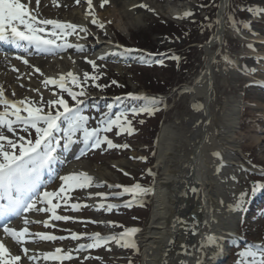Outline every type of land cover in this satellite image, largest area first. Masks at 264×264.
I'll use <instances>...</instances> for the list:
<instances>
[{
    "label": "rangeland",
    "instance_id": "obj_1",
    "mask_svg": "<svg viewBox=\"0 0 264 264\" xmlns=\"http://www.w3.org/2000/svg\"><path fill=\"white\" fill-rule=\"evenodd\" d=\"M201 1L203 6L200 5ZM219 1L108 0V3L102 8H98L101 7V0H92L91 9L86 7L87 4L83 0H79V2L77 0H57L56 3L52 4H49L48 0H40V5H35V9L42 13L41 17L44 18H57L63 21L66 19L64 16L71 14L72 19L70 20H73V25L81 24L73 14V10L75 8L83 10L86 7L87 16L93 20L94 14L97 22L103 24L104 27L100 28L98 24L92 22L83 23V27L87 29L84 39L79 42L84 48L83 52H67L71 54L67 56L72 60V63L70 65L63 64V67L59 61L61 60L60 58L64 59L66 56H63L67 53L44 58L46 63L39 68L34 65L33 72L31 73V71L27 70L29 76H25L27 77L26 81L28 80L31 83L23 82V84H19L20 91L17 94L19 97L23 99L25 97H35V102L32 105L43 107L45 112L48 111L47 101L56 99L58 96H62L68 104L75 103L67 92L62 91L57 85L51 86V84L45 85L43 83L47 75L51 78L50 74H57V78H59L60 75L66 76L68 72H72L78 77L80 87L75 86L70 78H66V87L71 88L74 92L85 91V96L78 97L88 106V109L85 110V104H82V114L89 117L88 127H95L99 126L101 120L109 119L110 109L108 106L110 101L101 99L104 98L102 94L99 95L101 97L99 99L91 98V92L98 95V91L106 89L109 85L119 86L124 85V83L129 86V92L138 93L142 89L149 91L150 87H147V79L150 80L152 78V80L160 82L158 85L163 86V92L168 95L166 98L167 109L164 106L159 111L160 113L157 114L159 117L157 115L152 116L153 120L151 121L153 123L150 124V127H148L147 123H144L146 120V115H144L133 118L134 122H131V124L135 127V131L132 135L127 133L117 135L118 129H115L116 127L111 132L101 133L102 136L107 135L114 144H128L129 148L108 149L107 145L103 144L100 149L92 150L78 160L74 158L68 159V162L65 161L63 166L68 168L70 164L83 161L87 163L90 169L95 171L103 168L108 170L105 176L106 179L102 178L99 180L95 174L92 186L78 188L70 193L66 191L60 193L59 200L63 202V206H66L62 208L64 211L62 210L57 215L68 217V222L70 223L63 224L56 221L55 223L62 224V227H73L82 232L89 230L99 233L100 236H108L109 234L110 237L113 235L118 237L120 233L116 231H124L123 229L126 228H137L139 231L130 239L136 242L138 252L131 248L120 247L114 240H111L92 251L76 253L77 258L74 261L63 264L144 263L145 251H143L140 240L147 233L150 215L156 205L154 186L157 181L165 178L162 167H158L155 163L159 132L164 123H169L173 124L177 130L186 129V131L184 130L185 137L187 135L193 138L196 136L203 137L202 124H206L205 117H207L203 110L205 109L204 104L200 99L190 100V90L186 89L184 84L189 83L194 75L204 68L205 61L209 58V53H207L204 44L208 42L216 29L218 18V13L216 12ZM126 2L133 3V6H135L133 9L140 8L139 5L141 4L149 5L152 8L151 11L143 9L138 13H135L134 10L133 17H131V14L128 13L129 10L120 6L121 3ZM241 4H249L255 9L252 11L254 15L256 14V17L247 9L240 8ZM204 5H207L208 8H205ZM210 6L215 8L211 9ZM242 10H244L243 14ZM261 10H264V0H229V5L225 12L223 46L219 49L217 46L214 47V52H212L214 59L211 62L212 81L209 86L208 98V109H210L211 117L207 121V126L214 123L215 127H218L220 131L222 124L226 123L227 119L224 112L227 111V107H232L234 108L235 118L240 119L239 128L236 127L234 129L233 127L232 129L237 136L242 134L248 137H264V100L260 97L264 94V86H262L264 85V60L260 59L261 57L264 58V50L258 49L263 47L264 44L257 43L259 35H264L262 34L264 33V11ZM188 11L192 13L191 16L181 19L175 18L183 16V13ZM139 15L140 18L135 20L134 17ZM230 16L234 20L237 17H243L245 20L244 24L235 23L236 30H234L229 22ZM96 31L99 32L98 36H96ZM111 40L119 41L126 46L135 45L146 48L149 51H155V56L158 55L156 56L157 58H161L162 54L165 56L168 52L177 51L176 55H179L180 60L179 62L161 66H151L152 57H144L142 54H137V52L130 53L129 58L116 59L108 55L107 57L93 59L92 56L106 47ZM68 43L73 44L74 42L70 41ZM249 44H255L257 50L250 49L248 47ZM218 52L219 54H217ZM224 54H227L234 63L226 64L222 59ZM250 57L255 58V60L252 61L249 59ZM88 61H94L97 67L93 69L92 64L88 63ZM172 65L174 69H172ZM244 68L251 70L262 68L263 70L258 72L256 78L251 79L247 76ZM36 69H39V71H36ZM85 72L90 77L96 76L98 78L95 82L88 79L85 83ZM22 73L25 74V71ZM251 80L255 84H260L262 88L247 86V83ZM112 81L117 83L113 84ZM101 85L104 87H99ZM9 93L7 91L6 95H9ZM53 93H56V95H53ZM114 103L117 109L127 106V103L122 101V98ZM114 103L112 104L113 106ZM193 105H202V107L194 108ZM54 111L55 109H53ZM155 117L157 118L155 119ZM159 118V125H156V120ZM153 126L157 128V137L154 144L151 142L153 136L151 128ZM18 133L25 135L22 129ZM263 145L259 148V145H254L250 139L241 141L238 144H232L229 150L221 149L219 153L226 158V163L222 164L218 169L213 168L214 171L212 170V177L217 184L215 193L218 195L222 212L226 215V211H230L234 218L233 222L236 227L230 232L231 237H235L234 235L239 233L240 236H245L248 240L244 244L240 241H236V244L233 245L230 242L226 243L222 249V261L220 264H238L242 259L238 253L247 244H250L249 241L260 242L261 244L264 242V200L258 204L253 203L254 207L246 213V216L240 214L243 204L238 208H229L230 205L237 203L241 193L247 192L249 195L254 182L261 181L256 180L257 178L252 176V174L254 172H264ZM132 157H145L146 159H132ZM116 162H121L122 166L113 167ZM146 170L148 173L149 170L151 171L152 179L144 177ZM123 172L128 174L131 172L136 179L143 182L146 181V187L151 189L150 192L136 197L138 201L140 200V203L135 207H131L132 209L126 206V202L132 200V194L124 193L123 187H110V185H120L122 182L133 185L135 179L124 177ZM251 179L254 181L250 182ZM49 188L54 189L55 187L53 188L52 185H49ZM104 200L111 202L110 204L116 205V207L108 211L107 205L109 204L104 203ZM73 204H82L80 212H75L74 210L72 212ZM100 204H104L105 208L98 209L97 206ZM93 208H96V210L94 209L93 212L89 210ZM68 210L69 212H67ZM109 222L113 223L109 224ZM84 239L89 242V235L85 236ZM62 244L68 250L74 247V244H69V239L62 242ZM233 247L236 248L237 252L234 250L228 257L230 249ZM132 254H138V258ZM234 256L239 259L235 261Z\"/></svg>",
    "mask_w": 264,
    "mask_h": 264
},
{
    "label": "bare ground",
    "instance_id": "obj_2",
    "mask_svg": "<svg viewBox=\"0 0 264 264\" xmlns=\"http://www.w3.org/2000/svg\"><path fill=\"white\" fill-rule=\"evenodd\" d=\"M48 1L49 4L53 3V0ZM83 2L87 4L86 7H89L88 0H83ZM219 2L216 12L218 13L217 21H219V23L216 21V29L208 42L204 44L207 53H209V58L205 61L204 68L194 75L189 83L184 84L185 88L190 90V100L195 101L200 99L204 104L205 109L203 110L207 117H205L206 124H202L203 129L201 131L203 137L200 138V136H196L193 138L189 135L185 137L184 133L186 129H182V131L181 129L177 130L173 124L169 123H164L159 132L155 163L158 167H162L165 178L161 181H157L154 186L156 205L150 215L147 233L142 237V240H140L143 251H145L143 264H198V261L200 264H220L222 261L223 246L232 240L230 232L233 231L236 226L233 222L234 218L232 213L226 211L227 213L224 215L225 213L222 212V206L219 203L218 195L215 193L217 184L212 177V170L214 171L213 168L218 169L222 164L226 163V158L219 153L221 149L229 150L232 144H238L241 141L250 139L254 145H259V148L264 144V137L262 136L248 137L242 134L237 136L234 133L232 129L233 127L234 129L236 127L239 128L240 120L235 118L234 108L232 107H227V111L224 112L227 119L226 123L222 124L220 131L218 127H215L214 123L207 126V121L209 117H211L210 109H208V98L209 86L212 81L211 62L214 59L212 52H214V47L217 46L219 49L223 46L221 42L223 41L225 32V12L229 5V0H220ZM120 6L126 7L131 17H133L134 10L135 13H138L145 9L142 7L133 9V7H135L133 3L127 2L121 3ZM86 7L83 10L79 8L73 10V14L81 24L77 25L79 27H77L75 32H72L71 29H67V32L71 34L66 35L64 38H68L69 41L74 42V44L72 47L58 48L59 53L83 52L84 48L82 47V50H77L76 45L81 46L79 42H81L85 36V32L80 31L81 27L84 28L83 23L92 22V18L88 17L86 14ZM98 8L97 10H99ZM151 8L152 7L148 5V9ZM64 17L66 18L64 20L70 23L73 22V20H70L72 19L71 14ZM138 18H140V15L134 17L135 20ZM98 35L99 32L96 31V36ZM214 37H219V39H215ZM261 40H263L262 43H264V38L260 39V41ZM112 41L113 40H111V43L106 47L101 49V51L94 54L92 56L93 59H97L101 55H112L117 59L118 57L120 59V57L127 56L126 51L120 48V45L117 46L113 44ZM251 45L252 49L257 50L255 44ZM258 49L264 50V46ZM4 55L0 53V90H3L4 96L8 100L20 101L27 98L26 103L32 105L35 102V97H25L23 99L17 95L18 91H20L19 84H23V82L31 83L28 82V80L26 81L27 77L25 76H29L27 70L32 73L34 65H36L35 67L38 66V68L44 66L46 60L44 58L37 59L36 62H34V60H26L27 63H24L25 59L23 57L19 59H10L9 57H4ZM67 55L71 54L67 53L63 56H66L64 59L60 58L61 60L59 63L62 67L63 64L70 65L72 63V60L68 58ZM249 59L252 61L255 60V58L252 57ZM260 59L264 60L262 57ZM244 70L247 72V76L253 79L255 78L254 74L257 75L258 72L263 69L259 68L253 71L244 68ZM23 71H25V74L22 73ZM50 76L51 78L53 76V78L58 79L57 74H50ZM45 78H48V75ZM252 81L253 80L249 81L247 86L262 88L260 84H254ZM7 91L10 93L12 92L11 95L10 93L6 95ZM142 93L144 92L141 91L140 95ZM260 97L264 100V94ZM213 153H219V155H213ZM115 164V166L118 167L122 166L121 162H116ZM107 170V168H103L95 171L94 169H90L87 163L83 161L70 164L68 168L61 172L54 185L58 186L63 183L60 180L61 176L79 171H85L92 177L96 174L99 180L102 178L106 179ZM41 207L47 208L46 205L38 203L37 208ZM50 214V212H40L33 209L25 217L19 218L18 222H15V225H25L24 221L28 220L30 224H33L32 227L34 230L40 232L43 231L42 228H44L43 222H48ZM35 219H38L36 224L32 222V220L35 221ZM194 231L197 233L196 235H193ZM212 235L217 238L216 244L201 250V244H207L208 241L206 238ZM221 237H224V239H220ZM182 245L184 247H182ZM24 246L28 249L27 254L22 253L18 246L17 249L11 247L13 255L21 256L19 264H27L28 262L26 263V260L31 256L36 259H33L36 264H52L49 259H44L43 255L44 253L55 252V248L50 244V241L38 243L31 242L30 245L24 244Z\"/></svg>",
    "mask_w": 264,
    "mask_h": 264
},
{
    "label": "snow or ice",
    "instance_id": "obj_3",
    "mask_svg": "<svg viewBox=\"0 0 264 264\" xmlns=\"http://www.w3.org/2000/svg\"><path fill=\"white\" fill-rule=\"evenodd\" d=\"M79 2V0H77ZM31 3V0H29ZM40 0H36L37 6H39ZM56 3V0H53ZM108 0H101V7H103ZM89 9L92 8L91 0H88ZM139 7L148 9V5L141 4ZM151 11V9H148ZM251 12L252 9H247ZM264 11V10H261ZM93 14V13H89ZM190 11L183 13V16L175 17L181 19L183 17L191 16ZM219 23V21H217ZM229 22L234 30H236L235 20L233 17H229ZM92 23L98 24V27L103 28V24H99L94 17ZM38 25H52L57 31H51L48 33L52 38H46L40 35L46 33L47 29L39 27ZM77 25L70 23H61L56 20H37V17L32 14L31 9L22 0H0V41L11 42L19 46L20 42H27L33 45L38 50L51 51L53 47L64 48L72 47L71 44L63 43L58 44L57 40H60L62 36L69 35L67 29H71L75 32ZM80 31L87 32V29L80 28ZM219 39V37H214ZM211 42V41H209ZM223 43V42H221ZM77 50H82V46L76 45ZM248 47L251 49L252 45ZM126 52L133 51L132 49H126ZM219 54V52L217 53ZM163 55V54H162ZM19 59V57H17ZM172 59L179 62L180 57L172 56ZM222 59L226 64H233L234 61L224 54ZM24 63H27L25 60ZM92 64L93 69L97 67L94 61H88ZM162 63V61H161ZM39 71V69H36ZM254 71V69H253ZM66 78H70L71 82L80 87L78 77L72 72H68L65 75H60L58 79L46 78L43 83L45 85L53 84L57 85L62 91L67 92L68 96L75 102L74 106H69L68 102L62 97L58 96L56 99L47 101L48 111L45 112L43 107L33 106L30 103H26L25 100L11 101L5 98L3 90H0V105H4L5 110L0 112V193L7 195L9 205L7 208L0 206V216H7L11 213L19 214L21 210L28 212L35 209L40 212H51L52 218L56 220H67L68 217L56 215L55 209L59 207V204H53L52 198L57 197L60 193L66 190L86 188L92 186L93 177L85 171L73 172L60 177L63 182L59 192H43L37 196L38 189L43 186L42 174L47 170L51 171L57 164H63L61 159L62 153L69 150L70 146L75 143H82L79 155L80 157L86 155L89 150L100 149L101 145L106 144L108 149L112 148H124L127 149L130 146L128 144L117 145L114 144L107 135H101V133L111 132L113 127L118 129L117 135L127 133L132 135L135 129L131 126V121L121 120L118 116L116 119L101 120L99 126L89 128V117L82 114L81 105L83 100L78 99L80 96H85V91L74 92L71 88L66 87ZM85 83L88 79L93 82L98 78L96 76H89L87 72L84 73ZM113 84L117 83L112 81ZM264 86V85H262ZM104 87V86H99ZM56 95V93H53ZM134 100L144 101V105L137 111L147 112L152 115L154 111L158 110L157 105L162 102V98L147 95H135L128 94ZM117 100L120 97L116 98ZM111 107V105H109ZM194 108L202 107V105H193ZM53 109L55 111L53 112ZM60 109H63L62 111ZM21 112L26 115H21ZM135 114V112H134ZM14 118V119H13ZM14 125H23V131L28 132L29 129L35 130V139H31L26 136H18L17 139H11L9 135H6L3 129L6 128L7 133L16 135ZM79 133V137L77 134ZM59 134V135H58ZM63 141V143H62ZM213 155H219V153H213ZM132 159L144 160L145 157H132ZM115 167V165H113ZM149 174L151 171L149 170ZM128 175V173H125ZM110 187H123L124 193H130L133 196L131 201L126 202V206H131L133 203H139L136 199L137 196L146 194L151 191L150 188H144L139 183L132 186L110 185ZM264 191V183L254 182L251 186V197H255L258 193ZM247 192L241 193L240 199L235 205H230L229 208L241 207L242 202L249 199ZM47 203L49 207L37 208L38 203ZM65 202H67L65 200ZM81 205L73 204L72 208L77 210ZM99 208H105L104 204L97 206ZM116 205H107V210L111 211ZM25 225L29 223L28 220L24 221ZM45 226L48 222L45 221ZM113 222H109L112 224ZM3 232L7 234L14 242L22 244L26 240L27 235H31L27 227L17 231L7 226H2ZM139 229L126 228L119 236L101 237L99 233L92 234L89 239L92 243L87 245H80L77 251L84 248L93 249L107 244L110 240H114L116 244L123 248H131L138 252V246L134 240L130 239ZM197 233L194 231L193 235ZM41 240L51 241L56 239H65V237H55L49 234L37 233L35 234ZM72 239H79L80 237L73 233ZM207 244H201V250L205 247L214 246L216 244V237L214 235L208 236ZM220 239H224L221 237ZM182 247H184L182 245ZM22 251L27 254L28 249L22 248ZM62 249L57 248L55 253H44V259H72L71 255L64 253L60 255ZM242 257L238 264H264V245L261 244H247L245 248L238 253ZM32 260L34 257H28ZM21 256L13 255L5 244L0 241V264H19ZM198 264L200 262L198 261Z\"/></svg>",
    "mask_w": 264,
    "mask_h": 264
},
{
    "label": "trees",
    "instance_id": "obj_4",
    "mask_svg": "<svg viewBox=\"0 0 264 264\" xmlns=\"http://www.w3.org/2000/svg\"><path fill=\"white\" fill-rule=\"evenodd\" d=\"M200 5H202L203 6V3H202V1H201V4ZM214 5H216V4H214ZM205 6V8H208V6L207 5H204ZM210 8L211 9H213V8H215L214 6H210ZM207 10V9H206ZM209 10V9H208ZM193 42V41H192ZM191 42V43H192ZM175 56H178L179 57V55H175ZM172 62H177L176 60H174V59H171V61L169 62V63H172ZM180 65V64H179ZM174 66H176V64H174ZM174 66L172 65V67H169V66H167L168 68H172V69H174ZM163 67H165V68H167L166 66H163ZM171 69V70H172ZM147 84H148V86L147 87H150L149 88V91L150 92H154V93H160V94H163L164 92V90H162V87L160 86V85H158V84H160V82H158V81H154V80H152V78L149 80V79H147ZM171 87V86H170ZM129 90V86H126L125 85V83H124V85H119V86H117V85H109V87H106V89H105V91L107 92V93H120V92H126V91H128ZM159 106H160V108H161V110H162V107H166V109H167V104H166V101L165 100H163L161 103H159L158 104V106H157V108H159ZM158 113H160V112H158V110H156V111H154V113L152 114V115H149L148 113H146V114H142L141 115V117L142 116H144V115H146V120H145V122L144 123H147L149 126L148 127H150L151 125V123H153V121H151V120H153L152 118V116L153 115H157ZM157 117H159V115H157ZM157 117H155V119L157 118ZM149 119V120H148ZM159 120H160V118L158 119V120H156V122H157V124L156 125H159ZM151 121V122H150ZM147 128V127H146ZM153 128H155L154 126L151 128V133H153V136H152V141L151 142H153L152 144H154V142H155V139H156V137H157V133H156V131H157V128H155V129H153ZM155 134V135H154Z\"/></svg>",
    "mask_w": 264,
    "mask_h": 264
}]
</instances>
